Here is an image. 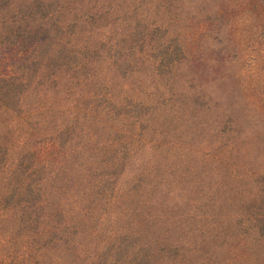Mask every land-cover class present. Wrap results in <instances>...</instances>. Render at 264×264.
I'll use <instances>...</instances> for the list:
<instances>
[{"label":"trees","instance_id":"trees-1","mask_svg":"<svg viewBox=\"0 0 264 264\" xmlns=\"http://www.w3.org/2000/svg\"><path fill=\"white\" fill-rule=\"evenodd\" d=\"M77 1L0 0V264H158L140 221L95 238L128 193L118 181L137 156L143 122L157 110L180 114L187 96L209 102L201 85L184 80L178 38L141 25L136 0L125 9ZM185 1L199 0L161 3L179 12ZM121 20L112 38L107 26ZM145 64L155 82L140 78ZM236 171L225 188L247 199V210L214 218L222 228L235 224L241 244L264 237V175ZM253 259L244 264H263Z\"/></svg>","mask_w":264,"mask_h":264},{"label":"rangeland","instance_id":"rangeland-1","mask_svg":"<svg viewBox=\"0 0 264 264\" xmlns=\"http://www.w3.org/2000/svg\"><path fill=\"white\" fill-rule=\"evenodd\" d=\"M97 1L130 7L129 0L76 3L84 9ZM136 1L141 25L160 24L167 36L178 38L186 56L184 80L193 90L201 85L209 105L196 106L187 96L180 114L157 110L149 124L143 122L137 156L118 181L128 193L120 208L108 210L95 241L140 221V239L151 242L158 264H237L241 256L250 263L254 255L264 264V237L252 234L238 244L236 225L222 228L214 218L247 210V199L237 200L225 188L233 182L232 168L240 173L237 178L264 175V0L185 1L179 12L165 10V0ZM125 25V20L110 23L107 31L112 37ZM162 33L150 37L158 40ZM150 72L145 64L140 78L155 82ZM148 88L141 85L143 96ZM171 244L177 249L161 250Z\"/></svg>","mask_w":264,"mask_h":264}]
</instances>
